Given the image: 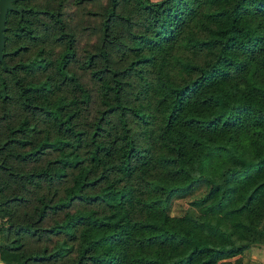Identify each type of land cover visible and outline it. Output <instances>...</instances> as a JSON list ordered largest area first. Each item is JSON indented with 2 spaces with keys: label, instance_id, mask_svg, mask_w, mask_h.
Here are the masks:
<instances>
[{
  "label": "trees",
  "instance_id": "1",
  "mask_svg": "<svg viewBox=\"0 0 264 264\" xmlns=\"http://www.w3.org/2000/svg\"><path fill=\"white\" fill-rule=\"evenodd\" d=\"M135 2L128 58L92 69L94 96L70 67L61 3L7 10L3 264H241L264 246V0ZM121 3L108 0L105 32ZM27 46L36 51L10 62ZM196 191L189 210L167 214ZM52 238L51 250L26 252V239Z\"/></svg>",
  "mask_w": 264,
  "mask_h": 264
},
{
  "label": "rangeland",
  "instance_id": "2",
  "mask_svg": "<svg viewBox=\"0 0 264 264\" xmlns=\"http://www.w3.org/2000/svg\"><path fill=\"white\" fill-rule=\"evenodd\" d=\"M59 3L62 4L60 12L65 30L72 34L75 38V56L73 62H71L70 67L78 76L80 82L87 87L90 92L95 95L96 92V82L92 76V69L102 66L106 61L109 65L113 67L123 66L127 60V56L124 54L120 41L127 39L129 33L134 31L137 27L138 20V6L135 0H126V3L117 4V15L113 17L106 32L103 30L102 23L106 20L108 13L106 12L108 6V0H86L77 2L75 0H20V6L27 7L32 6L37 10H40L41 14L44 11L50 13L54 12V9L59 7ZM59 9V8H58ZM118 13L122 17H118ZM127 17L128 20H124ZM12 19L13 16L11 15ZM6 26V25H5ZM39 29L41 26H38ZM106 33V34H105ZM19 44V42L8 39L6 42V50L11 51L14 46ZM111 46L110 50L106 52V57L102 56L103 49L107 46ZM49 43L46 44V47ZM59 47H56L58 50ZM36 50L33 47H28L24 51H19L13 54L10 62L17 60L18 58L27 59ZM90 57L93 59L91 60ZM89 59L92 63L85 64L84 61ZM38 76V75H36ZM3 112L0 106V144L5 138V125L2 119ZM28 170V167L25 170ZM0 180H2V175L0 174ZM15 189L14 185H11ZM202 191H196L193 194L185 197L173 198L167 206L166 212L169 216H179L185 211L190 209L189 202L198 197ZM27 208L29 206L19 207L17 210V217H14V221L21 222L20 220L24 218L25 213L28 212ZM1 226V223H0ZM54 238L50 240H34L26 239V252H43L51 250L54 242ZM254 247V246H253ZM257 249L261 250L264 254V246H255ZM247 249L241 255L243 261H247V264H257L256 262H250L247 257ZM259 252V258H263ZM247 259V260H246ZM232 260V259H231ZM245 260V261H244ZM75 256L74 254L69 255L65 259L56 260L54 262H48L44 264H74ZM232 263V261H230ZM0 264H3L0 262ZM264 264V261H263Z\"/></svg>",
  "mask_w": 264,
  "mask_h": 264
},
{
  "label": "water",
  "instance_id": "3",
  "mask_svg": "<svg viewBox=\"0 0 264 264\" xmlns=\"http://www.w3.org/2000/svg\"><path fill=\"white\" fill-rule=\"evenodd\" d=\"M16 0H0V62L2 61V50L4 45V21H5V15L7 10L13 9V10H19L21 8L20 5H15L12 3Z\"/></svg>",
  "mask_w": 264,
  "mask_h": 264
},
{
  "label": "crops",
  "instance_id": "4",
  "mask_svg": "<svg viewBox=\"0 0 264 264\" xmlns=\"http://www.w3.org/2000/svg\"><path fill=\"white\" fill-rule=\"evenodd\" d=\"M260 251H261V250L257 249L255 246H254V247H251L250 250L247 252V257H246V258H248L250 262H256L257 264H263L264 259L258 257L259 254H260V253H259ZM261 255L264 256V254H263L262 251H261ZM244 258H245V257H244ZM244 258H242L241 261H243ZM246 260H247V259H246ZM244 261H245V260H244ZM246 262H247V261H245V262H243V263L241 262V264H247Z\"/></svg>",
  "mask_w": 264,
  "mask_h": 264
}]
</instances>
